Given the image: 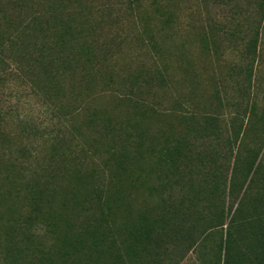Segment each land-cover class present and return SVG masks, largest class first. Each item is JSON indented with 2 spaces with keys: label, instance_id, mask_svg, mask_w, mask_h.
<instances>
[{
  "label": "rangeland",
  "instance_id": "374dc122",
  "mask_svg": "<svg viewBox=\"0 0 264 264\" xmlns=\"http://www.w3.org/2000/svg\"><path fill=\"white\" fill-rule=\"evenodd\" d=\"M143 213L162 264H264V0H0V264H111Z\"/></svg>",
  "mask_w": 264,
  "mask_h": 264
},
{
  "label": "trees",
  "instance_id": "16d2710c",
  "mask_svg": "<svg viewBox=\"0 0 264 264\" xmlns=\"http://www.w3.org/2000/svg\"><path fill=\"white\" fill-rule=\"evenodd\" d=\"M253 50H255V42L250 43ZM251 70L248 69L246 77L248 80L251 78ZM192 130V129H191ZM179 143L172 145L166 149V154H175L179 151ZM172 151V152H171ZM256 153L247 158L243 162L245 166V177L251 172L256 161ZM162 163L165 159H159ZM240 187L241 184H236ZM25 222H31L30 218H26ZM165 218H150L146 213L139 216L136 223H130L126 226L125 232L123 231L124 238L120 244L113 243L112 241H106L107 235L99 233V231L93 230L92 235L95 237L96 242L93 246L87 247V251L90 252L91 256L95 253L96 256H103L106 251L103 250L105 247L108 251L113 248V252L109 251V259L111 264H162L161 259L158 258L157 253L152 251V241L154 233L163 231L165 229ZM219 225H223L218 221ZM72 232H70L65 239V246L70 247L72 245ZM99 236V237H98ZM250 244H255L254 237H247ZM248 242V243H249ZM255 246V245H252ZM218 255L214 261L215 264H248L249 257L245 251H242L238 246V240L234 237L231 231H227L225 234L224 241L222 240L218 245ZM223 256L221 259V252ZM264 257V255H263ZM213 263V264H214Z\"/></svg>",
  "mask_w": 264,
  "mask_h": 264
}]
</instances>
